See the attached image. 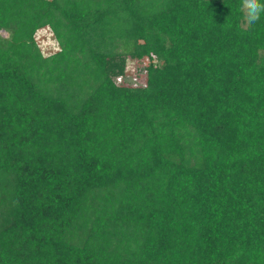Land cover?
Returning a JSON list of instances; mask_svg holds the SVG:
<instances>
[{"label": "trees", "instance_id": "1", "mask_svg": "<svg viewBox=\"0 0 264 264\" xmlns=\"http://www.w3.org/2000/svg\"><path fill=\"white\" fill-rule=\"evenodd\" d=\"M0 264H264V14L0 0Z\"/></svg>", "mask_w": 264, "mask_h": 264}, {"label": "rangeland", "instance_id": "2", "mask_svg": "<svg viewBox=\"0 0 264 264\" xmlns=\"http://www.w3.org/2000/svg\"><path fill=\"white\" fill-rule=\"evenodd\" d=\"M37 41L44 55H49L56 52L59 49V44L49 27L40 29L37 32ZM144 84L146 83V77L140 76L135 71V62L128 61V69L125 77L122 79V83Z\"/></svg>", "mask_w": 264, "mask_h": 264}, {"label": "clouds", "instance_id": "3", "mask_svg": "<svg viewBox=\"0 0 264 264\" xmlns=\"http://www.w3.org/2000/svg\"><path fill=\"white\" fill-rule=\"evenodd\" d=\"M241 10L248 23H256L264 14V3L261 0H241Z\"/></svg>", "mask_w": 264, "mask_h": 264}]
</instances>
